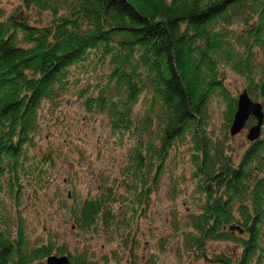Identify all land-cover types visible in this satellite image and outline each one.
<instances>
[{"label":"trees","instance_id":"1","mask_svg":"<svg viewBox=\"0 0 264 264\" xmlns=\"http://www.w3.org/2000/svg\"><path fill=\"white\" fill-rule=\"evenodd\" d=\"M6 4L0 6V264H45L52 255L69 264H107V253L115 264H136L133 217L146 212L164 174H171V193L178 191L177 176L185 173L173 172L174 161L185 144L188 182L201 198L183 223L189 251L215 264H264V0ZM226 69L243 78L263 113L260 135L247 140L237 161L226 143L237 107L225 87ZM215 93L227 102L223 140L206 131ZM67 97L89 117H101L116 146L128 149L118 185L101 183L96 195L65 208L75 232L101 237L105 251L98 257L87 240L73 254L55 238L31 245L17 209L28 188L35 201L56 166L49 151L34 152L40 113L52 116ZM255 123L251 117L247 126ZM207 241L233 245L230 253L208 256ZM161 251L138 264H168Z\"/></svg>","mask_w":264,"mask_h":264},{"label":"rangeland","instance_id":"2","mask_svg":"<svg viewBox=\"0 0 264 264\" xmlns=\"http://www.w3.org/2000/svg\"><path fill=\"white\" fill-rule=\"evenodd\" d=\"M6 1L0 0V6H6ZM224 75L228 94L237 97L246 88L243 78L229 69L225 70ZM226 111L227 102L222 94H213L207 103L209 124L206 131L215 140H223ZM39 117V134L35 140L34 152L49 151L56 166L45 179L35 201L31 199L28 188L20 196L17 209L25 221L31 245L48 237L55 238L57 245H64L73 254L74 250L81 249L82 242L87 239L72 229L65 208L80 202L86 196L96 195L101 183L118 185L128 149L126 146H116L114 135L108 131L103 119L89 117L72 97L64 99L52 116L42 110ZM248 128L246 125L240 133L226 141L228 151L232 150L236 161L248 143ZM186 148V144L179 146L177 160L174 161L176 168L173 172L185 173L183 178L177 176L180 187L175 192L176 195L170 190L171 174H164L151 193L146 212L141 214L137 211V215L133 217L130 235L135 242L133 256L138 260L136 264L153 254L161 256V249L168 264H215L191 253L183 238L184 220L193 211H197L201 203V198L194 194L191 183L188 182L192 172ZM184 183H187V187L183 186ZM70 193L75 196L74 199ZM124 215L133 216L130 213ZM90 238L86 243L95 257H98L105 251L103 241L101 237L93 240ZM232 245V242L207 241L203 251L208 256L224 251L230 253ZM118 246L107 244L108 249L112 247L120 252ZM107 255V264H115L114 258L108 253ZM120 256L122 259L123 256ZM128 262L124 261L122 264H129Z\"/></svg>","mask_w":264,"mask_h":264},{"label":"water","instance_id":"3","mask_svg":"<svg viewBox=\"0 0 264 264\" xmlns=\"http://www.w3.org/2000/svg\"><path fill=\"white\" fill-rule=\"evenodd\" d=\"M254 117L256 123L248 128L247 140L254 141L260 135L263 113L260 103L253 102L248 95L246 89L237 96V107L233 114L232 121L230 123L228 132L231 137L240 133L247 125V121ZM45 264H69V260L66 256H48L45 259Z\"/></svg>","mask_w":264,"mask_h":264}]
</instances>
